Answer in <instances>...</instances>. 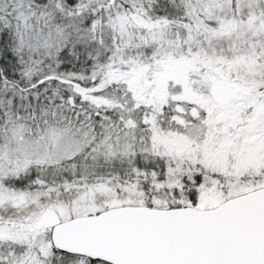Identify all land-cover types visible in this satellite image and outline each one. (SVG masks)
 Segmentation results:
<instances>
[{
  "label": "snow or ice",
  "instance_id": "6c2138e0",
  "mask_svg": "<svg viewBox=\"0 0 264 264\" xmlns=\"http://www.w3.org/2000/svg\"><path fill=\"white\" fill-rule=\"evenodd\" d=\"M0 264H264V0H0Z\"/></svg>",
  "mask_w": 264,
  "mask_h": 264
}]
</instances>
